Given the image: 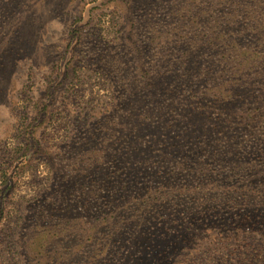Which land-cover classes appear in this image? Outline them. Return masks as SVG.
I'll use <instances>...</instances> for the list:
<instances>
[{"label":"rangeland","instance_id":"rangeland-1","mask_svg":"<svg viewBox=\"0 0 264 264\" xmlns=\"http://www.w3.org/2000/svg\"><path fill=\"white\" fill-rule=\"evenodd\" d=\"M0 264H264V0H0Z\"/></svg>","mask_w":264,"mask_h":264}]
</instances>
